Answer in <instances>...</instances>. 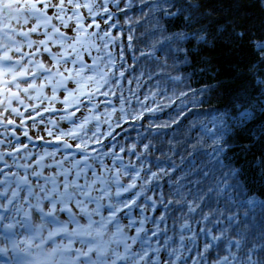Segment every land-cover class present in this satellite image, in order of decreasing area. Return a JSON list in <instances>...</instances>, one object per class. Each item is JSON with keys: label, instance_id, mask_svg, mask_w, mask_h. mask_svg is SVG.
Instances as JSON below:
<instances>
[{"label": "snow or ice", "instance_id": "1", "mask_svg": "<svg viewBox=\"0 0 264 264\" xmlns=\"http://www.w3.org/2000/svg\"><path fill=\"white\" fill-rule=\"evenodd\" d=\"M133 2L126 0L125 7H121L120 0H0V127L8 131V126L14 125L11 132L15 136L16 128L27 127V119L36 127L44 123V113L57 111L67 113L61 120L76 124L73 116L80 105L85 100L90 103L98 95L105 97L106 106L112 107L111 112L85 116L78 127L60 131L54 137L58 142L64 137L77 140L76 149L83 160L72 161L69 155L55 160L57 152L53 151L38 159L34 155L23 157L30 162L21 165L16 162L22 158L18 154L27 145L17 147L11 140H0V144L11 149L0 151V264H264V200L249 198L238 169L223 163L229 147L226 135L237 120L240 125L250 120V111L242 110L238 117L225 111L193 121L190 128L199 124V136L185 152L177 151L184 141L176 137L175 129L173 138L166 141L169 151L154 157V162L149 157L156 144L142 134L130 146L103 144L102 137L115 140V129L123 130L121 121L142 120L146 113L158 112L178 100L176 118L148 125V131L156 128L162 135L164 129L179 125L186 115L183 98L191 94L193 98L188 102L199 104L195 100L198 93L191 88L180 92L173 89V95L166 96L168 104L148 107L147 100L156 103L158 94L150 92L143 100L137 99L140 110L136 111L131 109L130 101L137 94L133 92L129 98L117 91L122 82L133 83L126 73L135 69L124 66L125 51L131 48L133 36L129 34L131 27L127 33L122 31L110 5L126 15ZM260 4L264 7V0ZM184 11L187 9L176 7L171 0H154L149 7L154 29L161 34L158 43L166 45L161 50L184 53L187 63V50L182 45L189 40L206 43L205 30L165 35L161 19L155 18L157 12L161 17H174ZM192 19L191 14L185 16L189 22ZM236 35L242 37L244 33ZM152 47L153 51H141L140 56L156 60L155 45ZM254 47L264 52V42L254 43ZM178 63L174 61L172 67ZM168 68L165 60L157 62L152 70L141 71L135 77L137 88L145 75L150 80L163 78L156 84L160 94L166 93L161 87L163 81L183 82ZM70 84L75 87L70 88ZM21 93L29 100L39 101L26 109L27 117L13 106L14 102L24 105ZM60 93L67 96L61 100ZM109 96L121 101L119 109L107 99ZM55 103L63 107H52ZM96 108L92 105L90 113H95ZM12 114L20 118L19 125L8 118ZM93 120L97 122L95 131L86 138V125ZM48 123L52 128L45 130L52 136L53 128L59 126L52 120ZM101 123L108 125L107 133L100 132ZM23 135L32 138L27 131ZM206 140L211 143L209 150L203 151ZM63 147L73 146L63 141ZM197 153L203 158L198 160ZM48 158L54 162L46 163ZM66 162H70V167H65ZM13 168H23L25 174ZM46 169L53 172L45 174ZM164 185L168 186L167 193ZM172 205L181 213L175 235L168 234ZM257 207L261 209L259 218L254 212L249 215V211L238 210ZM133 209H139L138 215H133ZM148 212L154 215H147ZM194 224L198 227L194 228ZM172 227L177 229L176 222Z\"/></svg>", "mask_w": 264, "mask_h": 264}, {"label": "trees", "instance_id": "2", "mask_svg": "<svg viewBox=\"0 0 264 264\" xmlns=\"http://www.w3.org/2000/svg\"><path fill=\"white\" fill-rule=\"evenodd\" d=\"M11 3H17L18 0H10ZM154 0H134L132 6L124 12H120L115 6L110 5L111 10L115 16L119 18V24L122 31L127 33L128 28H132L129 33L133 36L131 48H126L125 60L127 63L124 65L126 68L132 66L135 71L126 73L128 80H133L132 84L122 82V86L118 92H123L125 97H132L135 92L136 98L130 101L131 109L136 111L140 110L137 104V99L143 100L150 92H157L156 103L151 99L147 100V106L155 108L157 104H168L166 96L173 95V89L176 92L188 91L191 88L194 92L198 93L195 100L199 102L198 106L189 103L193 97L183 98L186 100V115L180 120L179 125H173L172 128L164 129L161 135L160 130L153 128L148 131V125L163 124L176 118L177 100L175 104L170 107H162V109L155 113H146L145 118L139 121L124 123L123 130L120 128L115 129V140L110 137H102L103 144L118 143L130 146L132 142H136L138 134L152 139L156 144L149 160L154 157L160 156L162 153L169 151V146L166 143L168 139L173 138V132H176V137L184 141V144L177 146L178 152H185L191 147V143H195L199 136V124L195 128H190L193 121L206 120L212 114H219L221 112H229L233 117H238L240 111L247 109L252 113V118L240 125L239 120L236 121V126L226 135L225 139L229 147L224 153L223 163L238 169V177L240 182L244 185L245 194L249 198H256L264 200V52L259 51L254 47V43L264 42V7H261L260 0H171V2L178 8L187 9L178 13L174 17H161L160 13H155V18H160L161 23L165 29V35H171L178 31H197L200 29L205 30L207 42L197 43L195 40L184 42L182 47L187 50V63H184L185 54L162 51V45L158 43L161 40V34L154 29V16L149 12L150 4ZM126 0H120L121 7H125ZM192 5H198L193 8ZM192 15L191 22L185 20V16ZM128 21L125 23V21ZM7 22V21H5ZM103 27V24H102ZM3 28V23L0 22V29ZM114 31V30H113ZM243 32L242 37L237 36L236 33ZM114 34L115 31H114ZM36 37L33 36V39ZM155 45L156 60L146 59L140 56V52L153 51ZM176 45H173V49ZM25 51H29L26 47ZM134 57H139L135 60ZM40 59V57H36ZM87 60L88 58L85 57ZM167 61L169 66L168 71L171 75H180L183 78L181 83H173L172 81H163L161 87L166 89L165 94H160L156 88V84L161 82L157 79H148L143 76L140 79V87L137 88L135 77L141 71L147 72L156 67L157 62L163 63ZM179 61L175 68L172 67L174 61ZM47 64V61H45ZM39 83V81H38ZM26 85H22L24 87ZM2 87V85H0ZM74 88V85H69ZM131 89V91H129ZM13 91H16L13 89ZM47 91V90H46ZM34 95V93H33ZM67 93H60L59 99L63 100ZM2 98V97H0ZM21 98L24 99V105H19L14 102L13 106L24 112L25 117L28 116V111L32 105H38L39 101L29 100L23 93ZM107 99L111 100L117 109H119L121 101L116 96H109ZM105 97L96 96L90 103L85 100L80 105L79 111L75 112L73 119L76 124L71 123L69 120H61L60 117L67 115L65 112L57 111L55 113H44L43 124H37L32 127L33 121L29 118L26 121V128H16L18 131V141L12 137L11 129L14 125L8 126V131L0 127V140H11L17 147L27 145V148L20 154L16 162L18 164H26L30 161L23 157L35 156L39 158L45 152L56 151L57 155L55 160H62L65 155H69L72 161L83 160L84 156L76 149L77 140L70 137L62 138L61 142L54 139L59 135L60 131L67 132L70 128L78 127L80 122L85 116L90 114L100 115L104 111L111 112L112 107L106 106L104 103ZM92 105H97L95 113H90ZM43 107V106H41ZM56 109H61L63 105L55 103L52 105ZM125 108L129 109V105L125 104ZM188 109H191L188 111ZM69 111H72L70 108ZM115 115H120L117 111ZM14 117L18 120L16 124H20V118L15 114L8 116ZM37 117V120H40ZM113 121L115 117L112 118ZM49 120L58 124V128H53V135L47 134L46 128H52V124L48 123ZM96 121L93 120L86 125V138L92 135L95 131ZM233 122L229 120L231 125ZM27 131L28 135L32 137L28 139L23 135ZM108 125L100 124V132L107 133ZM84 135V133H81ZM63 141L72 144L71 149L63 147ZM144 142H147L145 140ZM211 141L206 140L202 144V150H209ZM93 147H100V145H93ZM11 150L6 144H0V151ZM58 150V151H57ZM94 156L95 153H89ZM203 157L197 153V159ZM6 159H8L6 157ZM128 157H125L127 160ZM11 164L13 161L8 159ZM47 162H54L51 158L46 159ZM107 159L105 163H107ZM135 162V160H133ZM178 162V161H177ZM88 163H93L89 160ZM65 167H70V162L65 163ZM99 168V165H96ZM13 171L19 172L21 175L25 174L23 168H13ZM53 169H46L45 174H51ZM90 175V173H89ZM32 179H35L34 177ZM83 182V181H81ZM165 193L168 192V186L164 185ZM129 195V194H126ZM207 211L205 206L203 209ZM241 213L249 211V215L253 212L259 218L261 213L260 208L249 210L247 208L238 209ZM139 209H133V215H138ZM147 215H154L151 212ZM180 210L175 205L170 206V214L168 217V234L175 235L178 231V217ZM199 214H197V217ZM38 222V221H37ZM127 220L125 218L124 223ZM176 222L177 229L174 230L172 225ZM151 227V225H148ZM194 228L198 227L193 225ZM46 234V233H45ZM131 234V233H130ZM199 243V242H198Z\"/></svg>", "mask_w": 264, "mask_h": 264}, {"label": "rangeland", "instance_id": "3", "mask_svg": "<svg viewBox=\"0 0 264 264\" xmlns=\"http://www.w3.org/2000/svg\"><path fill=\"white\" fill-rule=\"evenodd\" d=\"M13 26H15L14 22H13ZM10 119H14L15 121H17V118L14 117H10ZM16 134L18 133V131L15 132ZM19 231L23 232V229H20ZM46 235V234H45Z\"/></svg>", "mask_w": 264, "mask_h": 264}]
</instances>
